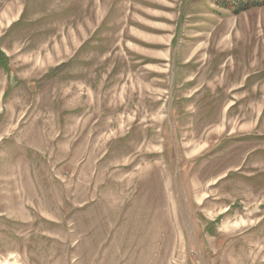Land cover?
I'll return each instance as SVG.
<instances>
[{"label": "rangeland", "instance_id": "1", "mask_svg": "<svg viewBox=\"0 0 264 264\" xmlns=\"http://www.w3.org/2000/svg\"><path fill=\"white\" fill-rule=\"evenodd\" d=\"M0 0V264H264V7Z\"/></svg>", "mask_w": 264, "mask_h": 264}, {"label": "trees", "instance_id": "2", "mask_svg": "<svg viewBox=\"0 0 264 264\" xmlns=\"http://www.w3.org/2000/svg\"><path fill=\"white\" fill-rule=\"evenodd\" d=\"M216 3L223 9H228L234 14L254 7H264V0H217Z\"/></svg>", "mask_w": 264, "mask_h": 264}]
</instances>
